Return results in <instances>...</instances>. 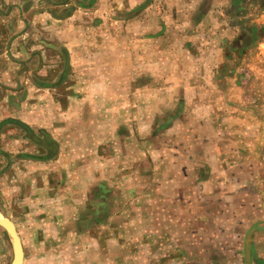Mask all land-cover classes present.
<instances>
[{
	"label": "crops",
	"instance_id": "0c3cea01",
	"mask_svg": "<svg viewBox=\"0 0 264 264\" xmlns=\"http://www.w3.org/2000/svg\"><path fill=\"white\" fill-rule=\"evenodd\" d=\"M93 6L133 16L118 28L138 33L132 59L92 50L110 42ZM82 58L79 78L101 96L85 104L83 127L78 104L63 109L69 119L53 117L60 136L13 114L28 111L6 98L26 95L29 75L33 89L59 88L54 77L66 82ZM28 142L36 150H23ZM2 156L57 159L55 198L70 206L85 250H149L150 264H264V0H0Z\"/></svg>",
	"mask_w": 264,
	"mask_h": 264
},
{
	"label": "rangeland",
	"instance_id": "374dc122",
	"mask_svg": "<svg viewBox=\"0 0 264 264\" xmlns=\"http://www.w3.org/2000/svg\"><path fill=\"white\" fill-rule=\"evenodd\" d=\"M111 3L117 9V2L111 1ZM91 12H93L91 20L94 23L104 20L110 25L109 31L106 32L108 33L110 42L106 45L102 43L106 47H94L92 50L98 54L101 50L107 49L109 56L120 55L125 60L128 57L132 59L136 48L130 44V41L133 43V39L138 33L131 31L124 33L123 29L118 31V28H122L123 23L132 22L133 16L126 17V21H121L120 15L116 12L110 13L107 16L105 14V17L96 14L95 7L92 8ZM128 19L130 20L127 21ZM93 33L94 39L100 40V37L103 36L100 29L97 31L94 29ZM122 37H125V40H120ZM108 44L110 45L107 46ZM79 50L82 54L85 52L83 44L82 47H79ZM90 51L91 49H88V52ZM61 54L65 63L66 61L68 62L66 52L64 56V52L61 50ZM82 59L78 63L77 68L75 65L77 71H72L73 75L69 76L66 82L56 77L57 75L54 77L52 82L58 84L60 81L63 83L59 85V88L57 86L54 89H33L32 86L35 84L33 85L29 75L25 84L26 89H24L27 94L21 97L18 96L13 100L6 98L9 106L12 107L16 105V102L19 103V100L25 101L28 105V111L12 109L14 110L13 114L20 118L21 115L22 117L24 116L36 129L45 128L53 133V117H59L60 115L62 119H69L68 111L65 112L63 109L68 108L70 104H73V107L74 104H78L80 111H74V115L77 117L76 120L80 121V126L83 127V120H85V117L90 118L89 116L92 113L90 109L86 111L85 104H94L96 99L99 101L101 96H95L90 93V80L86 81L84 78H79L80 75L85 74L83 70L86 69L84 58ZM93 64V67L96 66V63ZM125 64L131 65L128 62H125ZM131 67L130 70L132 69ZM93 73L95 75L99 74L97 72ZM128 76L131 75L128 74ZM129 79L125 84L128 88L133 86L132 77H129ZM92 81L96 82L97 80L93 79ZM133 81L135 82L136 80ZM108 82L114 83L115 80L109 79ZM86 84H88L89 90H86ZM124 97L125 102L129 100L131 102H144L146 99L143 101V96L133 97L132 95H127ZM115 98L116 96H111L109 100L112 101ZM160 98L165 97L160 96ZM56 104H58L57 107L60 106L61 110H57L58 108L54 107ZM16 134L12 133L13 138ZM56 134L60 136V133L57 131ZM19 149H21V146H19ZM22 149L34 151L36 150V145L28 142L22 146ZM16 151L14 150V152ZM17 157L19 156H14L13 160H9V158L5 159L3 156L0 157V208L7 218L12 219L16 223L24 248L23 264H150L154 262V258L152 259L150 253H148L149 250H85L88 248L86 246L88 239L84 238L83 229L79 230L75 228V224L68 221L70 206L67 204L66 207L59 210V199L55 198L58 195V188H55L57 182H60L61 179L63 180V177H60V174L55 169L54 163L58 162H55L57 159L45 160L44 162L25 160V162L24 160L17 159ZM9 162H14L13 169L7 170L4 173L9 166ZM64 176L66 177V175ZM117 245V241L113 242L112 247L115 248ZM172 257L176 258L175 255H172ZM13 259L12 239L8 232L0 226V264H12ZM172 262L175 263L176 261L172 260Z\"/></svg>",
	"mask_w": 264,
	"mask_h": 264
},
{
	"label": "water",
	"instance_id": "95a60500",
	"mask_svg": "<svg viewBox=\"0 0 264 264\" xmlns=\"http://www.w3.org/2000/svg\"><path fill=\"white\" fill-rule=\"evenodd\" d=\"M51 137V136H49ZM0 225L4 226L10 235L13 243L14 259L12 264H23L24 262V249L21 237L18 233L15 223L9 218H0Z\"/></svg>",
	"mask_w": 264,
	"mask_h": 264
},
{
	"label": "bare ground",
	"instance_id": "6f19581e",
	"mask_svg": "<svg viewBox=\"0 0 264 264\" xmlns=\"http://www.w3.org/2000/svg\"><path fill=\"white\" fill-rule=\"evenodd\" d=\"M0 218H7L6 215L0 211Z\"/></svg>",
	"mask_w": 264,
	"mask_h": 264
}]
</instances>
